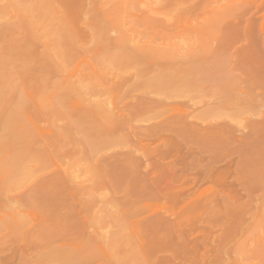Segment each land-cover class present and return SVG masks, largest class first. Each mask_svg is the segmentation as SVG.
Instances as JSON below:
<instances>
[{"label": "rangeland", "instance_id": "rangeland-1", "mask_svg": "<svg viewBox=\"0 0 264 264\" xmlns=\"http://www.w3.org/2000/svg\"><path fill=\"white\" fill-rule=\"evenodd\" d=\"M58 1L0 0V264H264V0L161 9L194 64L149 79L102 49L119 31L107 0L96 39L90 0ZM133 97L158 105L90 113Z\"/></svg>", "mask_w": 264, "mask_h": 264}, {"label": "bare ground", "instance_id": "bare-ground-1", "mask_svg": "<svg viewBox=\"0 0 264 264\" xmlns=\"http://www.w3.org/2000/svg\"><path fill=\"white\" fill-rule=\"evenodd\" d=\"M40 1L44 3L47 0H40ZM64 1H66V4H69L72 0H64ZM64 1L57 2V6L59 10L65 9V8L63 9ZM96 1H102V0H90L88 11H87V14L89 15L90 19H87L86 20L87 23H85L88 28L89 34L91 36V39H96L95 37L98 31L96 30V27L94 24L96 21L101 19L98 15H96L95 18H91L92 17L91 8L92 7L95 8L96 11L98 9ZM187 1L186 0H107L106 3L111 4L110 5L111 8L108 10L109 12H107L105 15L102 16L103 17L102 20L107 21L112 16L113 18H117V17L120 18L119 31H118V36L114 38L111 42L101 44L102 49L104 51H107L113 54L114 56L121 58L122 60H125L131 63L132 65H136L137 67H139L140 70L143 71V77L145 76V79L153 78L156 76L163 78L165 74L174 73V72L177 73V72H181L182 70H183L182 71L183 73L184 68L188 69L194 63L191 62V60H187V58L189 57L184 56V54L181 53V48L178 45L171 44L170 39L166 40L165 38L161 36L162 33L168 32L171 29V25H174V20L172 19V17H170L169 14H165L164 12H161V9L165 10L167 8H170V11L171 9H174L175 12L176 11L183 12L188 8L187 7L186 9H184L185 8L184 5L188 3ZM141 6H146L147 9L142 10ZM190 8L191 7H189L188 10H190L191 12ZM53 13H55L54 9H53ZM96 13L99 14L98 12ZM57 14H58V11H57ZM65 15L66 14L63 11L61 24L64 27H67L68 25L67 22L69 21L66 18L67 15L66 16ZM133 16L134 18L140 19L145 22L146 25H145V28H143V30L138 31L135 29L132 30L130 28L129 29L124 28L127 22L126 18L127 17L133 18ZM192 16L196 18L195 14H192ZM39 18L41 19L40 21L41 25H39V33L40 32L41 33L39 34V37L42 36V39H43V42H42L43 50H42L41 56H43L44 58V56L46 55L52 58L54 57L53 44L55 43L54 42L55 38L54 37L51 38L50 35H48L50 39L49 37L48 39L45 37L46 28H47L46 21H45L46 17L45 15H42L40 13ZM136 19H131V22L135 21ZM55 20L56 22L59 21L57 17ZM49 27H52V26H49ZM50 30H52V32H50ZM48 32L50 34L55 33V29L50 28ZM193 32L197 34V32H200V30L195 29L193 30ZM197 35H200V33H198ZM42 39H40L39 41H41ZM109 39H112V38H109ZM197 63H201V61L198 60ZM99 79H100L99 82H101V84L103 81H104L103 83H106L109 85L113 84L112 78L106 77L104 80H102L101 78ZM138 79H139L138 77H134L132 80L129 79V80H125L124 82L122 81L120 83L117 82V84L114 86H117V85L125 86L126 85L127 87H132L133 84H135V82ZM77 85L78 83L76 84L75 81L72 84H70V86L73 88L77 87ZM131 101L132 102L130 103H133V105L128 103V105L123 106L121 108H116V107L109 108L103 104L98 103V104L93 105L92 108L89 110H90V113L93 114L92 115L93 117L95 115H98L101 118H103V120L105 118L106 121H110L113 118H116V119L120 118L119 119L120 121L121 118H124V117L126 119H130L132 115V111L135 110V106L144 105V107H152V106L158 105L157 102L152 101L149 97H146L145 99H141L140 101L136 97H133Z\"/></svg>", "mask_w": 264, "mask_h": 264}]
</instances>
